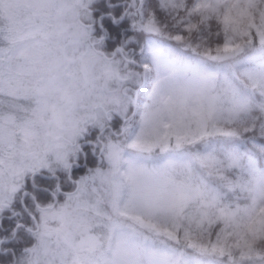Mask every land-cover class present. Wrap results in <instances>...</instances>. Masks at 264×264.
<instances>
[{
  "label": "snow or ice",
  "instance_id": "1",
  "mask_svg": "<svg viewBox=\"0 0 264 264\" xmlns=\"http://www.w3.org/2000/svg\"><path fill=\"white\" fill-rule=\"evenodd\" d=\"M0 233V264H264V0H0Z\"/></svg>",
  "mask_w": 264,
  "mask_h": 264
},
{
  "label": "trees",
  "instance_id": "2",
  "mask_svg": "<svg viewBox=\"0 0 264 264\" xmlns=\"http://www.w3.org/2000/svg\"><path fill=\"white\" fill-rule=\"evenodd\" d=\"M192 1H193V0H192ZM116 3H117V4H122V3H123V0H116ZM110 28H113V26L110 25ZM113 31H115V28H113ZM129 31H131V30L129 29ZM136 51H137V53H138V52H139V49L137 48ZM83 169H84V168H83ZM75 171H76V175L78 176L83 170L81 171L80 168H78V169H76ZM4 226H5V227H8V226H9L8 223H7L6 221L4 222ZM0 234H2V233H0Z\"/></svg>",
  "mask_w": 264,
  "mask_h": 264
},
{
  "label": "rangeland",
  "instance_id": "3",
  "mask_svg": "<svg viewBox=\"0 0 264 264\" xmlns=\"http://www.w3.org/2000/svg\"><path fill=\"white\" fill-rule=\"evenodd\" d=\"M193 2H195V0H193V1H192V0H188V3H189V4H191V3H193ZM84 171H85V169H83V171H82L79 175L84 174ZM79 175H78V176H79Z\"/></svg>",
  "mask_w": 264,
  "mask_h": 264
},
{
  "label": "flooded vegetation",
  "instance_id": "4",
  "mask_svg": "<svg viewBox=\"0 0 264 264\" xmlns=\"http://www.w3.org/2000/svg\"><path fill=\"white\" fill-rule=\"evenodd\" d=\"M80 170L82 171L83 170V167H80Z\"/></svg>",
  "mask_w": 264,
  "mask_h": 264
}]
</instances>
